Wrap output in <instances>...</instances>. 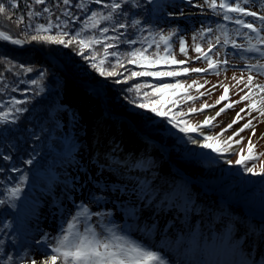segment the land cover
I'll return each mask as SVG.
<instances>
[{
    "label": "rangeland",
    "instance_id": "1",
    "mask_svg": "<svg viewBox=\"0 0 264 264\" xmlns=\"http://www.w3.org/2000/svg\"><path fill=\"white\" fill-rule=\"evenodd\" d=\"M162 2L166 3L160 7L157 15L154 17H151L146 11H140L137 15L139 19L144 21V26L147 28L142 38H148L147 41H149V35H155V42L159 45L157 48L163 52L169 48V57H159L156 54V57L153 56L154 59L150 64L148 63V67L144 64L130 62L124 67L119 68L117 72L127 75L128 72H131V74L133 72H149L151 68H156L157 70L160 67L165 68L161 71L160 77L167 78L165 81L168 84L174 85L175 82L180 81L182 89L179 96L169 95V103L161 110V112L170 114L172 118L178 120L180 123V126L174 130L180 135L182 143L175 145L178 150L176 154L182 153L186 157L208 158L209 166H207L204 173L211 165H218L230 159L233 163L230 164L229 177L216 178L210 182L203 183L201 181L187 180L172 173L171 177L159 180L162 165L169 158L161 156L155 148L140 150L138 155L133 156L137 148L143 147L141 142L128 145L123 135L121 138H118L116 134V131H119V118H129L127 115L117 114L118 116L120 115L119 117L113 115V119L110 120L112 122L111 130L108 134H99L102 130L101 127L105 124L104 122L96 121L93 113L100 105L95 104L91 100L93 97L98 98L100 94L98 91L93 90L91 91V93L93 92L92 97L89 92L84 91L80 93L81 98H77L72 87L74 86V81L69 80L62 72L66 79V82H63L65 95L62 98V104L55 110L56 116L61 122V126L55 129V137L58 138L61 135L66 138L65 142L70 147V155L64 156L54 165V170L57 173L56 176L47 174L39 178L29 169L19 171L17 176L24 182V187L20 192L23 194H33L36 199L33 203H29L25 201L24 195H19V197L15 198L16 207L23 212L20 214V217H22V222H20L21 229H10L9 227H6V229L10 235L15 234L17 236L20 241V248L14 249V245L8 243L3 254L4 260L0 264H31L34 259L41 260L46 258V254L50 255L51 249L43 243L38 242L44 240L45 234L49 238L57 236L62 220L71 219V216L77 211L76 206L81 202L87 204L93 212L111 211L112 220L119 225L127 226L131 230L130 234L137 239L147 240V237L136 231L138 227L144 228L147 226L151 228L153 224L156 225V233L152 239L156 243L161 242L162 233L166 228L168 234L171 235L174 234L175 230L183 229L186 226H199L203 232L208 234H211L213 231L217 233L231 231L234 233V239L239 240L241 238L240 236L242 235L238 233L234 222H230L229 218L226 220L224 213L228 209L229 215L233 216L239 211L247 209L249 206L253 208L250 194H253L255 191H252L258 188V186H255L257 181L250 186L247 183L249 180H255V178H262L264 181V176L244 172L242 165L234 163L241 149L244 150V155L248 154V144L249 139H251L254 145L253 155H258V159L254 163L249 162L248 166L254 167L257 173L260 172L261 168H264V115H261L258 111V109L264 108V103L261 102V98L264 97V91L255 87V85L264 86V74H258L256 69H253L251 72L245 70L246 65L256 64L257 60H259L260 64H264V57H261L259 53L245 52L243 59L237 58L233 53L238 50L232 47L231 42L235 41L237 44L243 45L244 48H247L251 44L264 50V44L258 42L257 33L241 24L235 23L236 19L252 23L254 28L261 29L259 36L264 37V25H262L258 18L260 15H264V0H249L247 4L244 3V0H227V2L233 4L240 3L247 11L258 14L252 17L245 16L242 13L229 12V15L232 17L231 20L223 19L224 9L217 8L216 11L219 15L213 12L208 7L206 0H191V2L162 0ZM208 2L210 3L211 0H208ZM215 2L219 5L221 0H215ZM188 10L190 12H206L207 15L197 16L193 19L184 18L182 20L167 17L169 12L180 14ZM99 13L102 15V12ZM209 27L212 29V32L204 31ZM173 30H176L177 34L169 37V33ZM225 33L227 34L226 37ZM161 36L168 37V39L162 40ZM11 37L25 42V44L22 43L24 46L22 44L14 45L11 43L13 46L19 48L31 47L36 51V57L41 62L43 58L39 54V51L48 54L36 42L27 41L20 37ZM181 37L185 41V50L183 52L180 50ZM216 37H220L221 44L216 45L209 52L208 42L211 40L215 44ZM225 38L229 40L227 45L223 44ZM197 44L200 45L202 52L211 55L214 61L227 59L229 63L226 65L218 64L216 68L209 69L208 63L202 53L195 50ZM150 47L152 49L155 48L153 40ZM48 55L56 57L51 54ZM198 56L200 59H196ZM178 61H184L185 63H177ZM185 68L189 70L193 68L208 69V71L200 73L185 72ZM166 72H174L177 75H163ZM249 75L253 77L251 84L248 83L247 79ZM144 78L145 76L131 75L130 80H143ZM73 80L85 82V80L75 77H73ZM99 83L106 89L104 83ZM27 84H29V81ZM17 85L14 89L22 92ZM214 85L216 87H213ZM225 85L228 87L227 98L216 104L219 97L224 94ZM202 93L203 95H201ZM28 94L32 96L30 92L20 95L17 93L9 94V100L6 103L3 102V111L0 109V113L7 114L6 121L16 119L15 116L20 112H17L16 109H20V101L22 98H26V96L28 98ZM245 94L249 96V99L241 100V96ZM189 96L193 99L189 100ZM87 98L91 102H87ZM237 101L239 102L237 103ZM253 102H255V108L251 107ZM205 104L214 105V107L204 108L203 111L189 112V109H201L202 105ZM228 104H231L232 107L227 108L220 116H216V113ZM133 108L134 110L137 109ZM210 108L215 109V113L211 116V118L215 117V119L210 120L208 125H203L201 119L205 115L206 110ZM241 109H244V111L242 112ZM237 113H240V118H237ZM233 119H236L237 122L233 124L232 128L219 135L222 129L227 128V125L232 123ZM129 120L134 123L130 118ZM249 120L252 121L255 128V134H253L252 128L245 129L238 136L233 137V140H240L243 137L241 143L236 145L230 142L231 149L223 153L204 147L200 149L193 148L191 139H195V131H180V128L185 123L189 127L199 125V129L206 130V135L217 137L215 141H209L214 144L215 148H226L227 145L223 142L228 137L233 136V133H236ZM93 122L95 123V129L91 132L90 123ZM103 130H105L104 127ZM112 130L115 132L113 136L110 135ZM103 135H105L104 142L107 139H109L107 140L108 143L114 142L112 147L105 148ZM148 136L152 142L166 147L165 149H161L164 154H168L173 148H169V146L157 138ZM97 139L102 144L100 143V145L96 146ZM53 143L59 149L65 145L60 139H54ZM133 163H139L140 167L135 169L130 168V165ZM25 176L26 179H24ZM195 176L199 177L201 175L195 174ZM142 181L148 182L150 191L154 190L152 194L157 196V199L154 200L155 203L157 200L164 199L165 196L169 199L178 197L189 208L194 209L189 213L187 223H184L185 214L183 212L178 213L174 208L169 209L166 203L161 205V201H159L153 208L148 209L154 202L148 205L146 200L137 201L135 194L131 193L130 190ZM38 183L43 186L40 190L35 189V185ZM56 184L59 185V195L52 199L47 197L45 203H43V199L49 193V190L55 189ZM206 187L209 189H206ZM120 189H125V191L122 193ZM214 189L224 193L227 202L219 201L220 196L214 192ZM93 195L104 197L106 202L102 201L99 205L92 203L91 197ZM8 197H10V194ZM207 197H212L214 201L217 200L221 204L218 208L216 205H210L212 207L210 209L211 218L205 217V220L203 216L206 214L203 211H205L204 202H206ZM131 202H135L136 207L140 209L136 213L138 219L129 214ZM43 205L45 208L41 210L40 207ZM215 208H217V212H214ZM198 213L200 214L197 215ZM216 213L218 214L216 215ZM96 219V217H93L91 222L95 223ZM13 226L15 227V225ZM13 226L10 227L14 228ZM243 247L245 249L248 248L247 238H245Z\"/></svg>",
    "mask_w": 264,
    "mask_h": 264
},
{
    "label": "trees",
    "instance_id": "2",
    "mask_svg": "<svg viewBox=\"0 0 264 264\" xmlns=\"http://www.w3.org/2000/svg\"><path fill=\"white\" fill-rule=\"evenodd\" d=\"M112 2L121 5L120 9L114 13V18L103 20L98 16L99 23L93 28L88 19L91 12H102V15L106 16L111 9L105 5ZM0 3H4L7 9L6 14H0V28L13 37L32 42V35L56 36L66 32L67 35L62 38L67 42L79 33L71 45L67 43L56 45L45 41L33 42H36L44 52L61 60L73 77L104 83L109 110L116 114L127 115L141 131L161 140L169 148L173 147L170 150L171 154L170 151L168 154L178 168L185 171L191 170L195 174L204 173L209 166L208 158L176 154L178 150L175 145L182 144L180 135L174 131L180 126L178 120L171 115L164 117L152 111L153 107L161 111L169 103V95L179 96L182 89L180 81L175 82L174 85L168 84L165 81L167 78L160 77L161 71L165 69L160 67L157 68L159 71L151 68L149 72L154 75H146L143 80H130L131 72L127 75L117 72L133 59L137 61V64L148 67V63L150 64L156 54L159 57H169V48L165 52L157 48L155 35L150 34L149 41H147L148 38H142L147 28L144 26V21L137 15L140 11H146L154 17L166 2L162 0H101L100 3H95V0H69V3L65 4L63 0H43V3H35V0H16L14 8L8 7L11 0H0ZM137 3L139 7L135 6ZM78 4H82L83 7H76ZM45 8L48 9L47 12L44 11ZM29 12L32 13L31 16L28 15ZM121 12H126L128 15L122 16ZM8 16L12 19L9 20ZM21 16L24 17L22 23L19 22ZM133 20H139L140 23L133 27L131 26ZM86 23L87 27H85ZM119 23L125 24L126 27L120 28ZM41 24L46 30L37 32L36 28ZM103 28H107L108 31L103 32ZM89 37L94 39L84 47L81 54L78 41L80 39L87 41ZM152 40L155 50L150 47ZM128 41L135 43H128ZM137 48L143 51V56L129 55ZM113 52L117 55L113 56ZM85 56L88 59H85ZM94 62L105 72L116 74L101 75L100 71L92 67ZM29 67L33 69L32 72L27 71ZM41 71L44 72L43 77L39 75ZM33 80L37 83L33 84ZM28 81L29 84H27ZM63 82L65 83L66 79L62 71L46 60L42 59V62L38 60L34 49L15 47L0 38V109L3 111V102L6 103L9 100L10 93L20 95L30 92L32 94V96L28 94V98L26 96L20 101L19 107L22 111L17 113L16 119L0 121V199L9 201L8 204L0 205V262L4 260L3 254L8 243L14 245V249L20 248L17 236L10 235L6 229V227L21 229L20 214L23 212L17 207L10 206L16 197H8L13 187L19 186L20 189L24 187V182L17 176L19 171L29 169L39 178L47 174L56 176L54 165L64 156L70 155V147L65 142L66 138L61 135L58 138L55 137L56 127L61 126L55 110L62 104V98L65 95ZM137 84L141 85L139 89L135 87ZM16 85L22 92L14 89ZM141 103L146 104L147 107H139ZM133 107L137 109L134 110ZM169 120L173 123H169ZM54 139L63 141L64 147L57 148L53 143ZM4 157H10V159L6 160ZM29 159L32 160L31 164L26 163ZM257 180L258 178L249 180L247 185L250 186ZM42 187L39 183L35 185L36 190ZM262 189H264V181L252 191L255 192L250 194V199L253 208L264 212V190ZM19 195H24L25 201L29 203H33L36 199L29 193L20 192Z\"/></svg>",
    "mask_w": 264,
    "mask_h": 264
},
{
    "label": "snow or ice",
    "instance_id": "3",
    "mask_svg": "<svg viewBox=\"0 0 264 264\" xmlns=\"http://www.w3.org/2000/svg\"><path fill=\"white\" fill-rule=\"evenodd\" d=\"M65 4L69 3V0H63ZM101 0H95V3H100ZM191 2V0H189ZM249 0H244V3L247 4ZM35 3H43V0H35ZM208 3V7L216 12L217 15L219 13L216 11L219 7L220 9H224L223 19L231 20L232 17L229 15V12L242 13L245 16L255 17L258 14L256 12L247 11L245 7H242L240 3H231L227 2V0H221L220 4L217 5L215 0H211ZM110 8L111 11L108 12L106 16L101 15L96 11L91 12V16L88 18L91 22V26L93 28L96 27V24L99 23L97 17L99 16L103 20H112L114 18V13L120 9L121 5L116 2H112L111 4L105 5ZM136 7H139V4H135ZM9 8L16 7V0H11V3L8 5ZM76 7H83L82 4L76 5ZM202 7V6H201ZM45 12L48 11L47 8L44 9ZM7 9L4 3H0V14H6ZM182 14V13H181ZM29 16L32 15L31 12L28 13ZM39 15V13H37ZM67 15V13H66ZM120 15L127 16L128 13L121 12ZM169 16H172L173 13L169 12ZM9 20L12 19L11 16L7 17ZM264 25V15H260L258 17ZM24 21V17H19V22L22 23ZM140 23L139 20H133L131 22V26L135 27ZM235 23L241 24L244 27L251 29L253 32L257 33L258 42L260 44H264V37H260L259 33L261 29H257L253 27L252 23H246L244 20L236 19ZM87 23L85 27H87ZM51 27V25H49ZM120 28L126 27L125 24L119 23ZM46 30L44 25H38L36 31ZM103 32H107V28L102 29ZM204 31L212 32V29L209 27ZM176 30H173L169 33V37L176 35ZM67 35L66 32L57 34L56 36H41V35H32V41H45L48 43H53L56 45H71L73 40L76 39V36H79V33H76V36H73L71 39L67 40V42L62 38ZM225 33V37H226ZM0 37L5 40L10 39L11 37L6 35L4 32H0ZM94 38L89 37L86 41L84 39H80L78 41L80 45L81 54H83L84 47L88 46L90 42L93 41ZM162 40H167L168 37L161 36ZM98 42V41H96ZM15 44H22L24 41L20 39L13 40ZM128 43H135L134 41H128ZM229 40L225 38L223 40V44L227 45ZM232 47L237 49L238 51L234 52L233 55L237 58H244L245 52H254L259 53L261 57H264V50L255 45H249L247 48H244L243 45L237 44L235 41H232ZM221 44L220 37H216L215 44L211 40L208 42L209 52H211L216 45ZM107 47V46H106ZM159 47V45H157ZM180 50L183 52L185 50V41L181 37L180 38ZM195 50L197 52L202 53L204 59L207 61L209 69L216 68L218 64H228L229 61L227 59L214 61L211 55L202 52L200 45H196ZM113 56L117 54L115 52L112 53ZM129 55L135 56H143V51L139 48L133 50ZM88 59L87 56L84 57ZM94 59V58H93ZM196 59H200V57H196ZM131 63H136L135 59L130 61ZM177 63H185L184 61H178ZM22 67V66H21ZM93 68H96L100 71L101 75L113 76L115 72H105L102 68H99L97 64L94 62L92 64ZM253 69L257 70L258 74H264V64H260L259 60H257L256 64H248L246 65L247 71L251 72ZM28 72H32L33 69L29 67L27 69ZM185 72H207L208 69H184ZM218 74V72H217ZM41 77H43L44 72L41 71L39 73ZM132 76H150L154 75L152 72H133ZM163 75L174 76L177 73L174 72H166ZM131 77H129L130 79ZM248 83L251 84L253 81V77L251 75L248 76ZM33 84H36L37 81L33 80ZM195 83V82H194ZM137 89L141 87V85H135ZM213 87H216L215 85ZM255 87L259 88L261 91H264V86L255 85ZM131 91V89H129ZM228 87L224 86V94L219 97L216 101V104H219L221 101H224L227 98ZM203 95V93L201 94ZM189 100L193 99L191 96L188 97ZM249 99V96L245 94L241 96V100ZM239 101H237L238 103ZM261 102L264 103V97L261 98ZM141 108L147 107L146 104L141 103L139 105ZM214 107V105H202L201 109H189V112H197L203 111L204 108ZM232 107L231 104L225 105V107L221 108L219 112L216 113V116H220L227 108ZM251 107L255 108V102L251 105ZM17 112L22 111V109H16ZM152 111L157 115L167 117V112H161L159 109L153 107ZM243 112L244 109H241ZM261 115H264V108L258 109ZM7 114L0 113V121L6 120ZM237 118H240V113H237ZM215 119L205 118L202 122L203 125H208L210 120ZM169 123H173L172 120L168 121ZM237 122L236 119H233L231 124L227 125V128L222 129L219 135H222L224 132L228 131L232 128L233 124ZM200 127L197 125L196 127H189L186 123L183 127L180 128L181 132H189L196 131L197 128ZM252 128L253 134H255V128L252 124V121L249 120L248 123L244 124L242 128H240L236 133H233V136L227 138L223 143L227 145L226 148H215L213 143L209 141H215L217 137L210 135H203L202 147L212 149L213 151L223 153L231 149V143L239 145L243 139L241 137L240 140H233V137L238 136L240 132H243L245 129ZM192 143H200L197 139H191ZM254 145L249 139L248 144V154L244 155V150L241 149V152L234 162L236 165H242L243 171L247 173H252L256 175L264 176V168L260 169V172L257 173L252 166H248L249 162H253L258 159V155H253ZM234 151V150H233ZM4 159H10V157H4ZM26 163L31 164L32 160L29 159ZM111 163V162H110ZM228 164H232V160H227ZM139 163H133L130 165V168L135 169L139 168ZM13 171H17L13 169ZM26 179V176L24 177ZM150 186L147 181L140 182L136 187H133L130 192L134 193L136 196V200H146L148 205H151L157 196L152 194V191L149 190ZM115 191V189H113ZM20 187L16 186L10 190L11 197H19ZM123 193L125 189H120ZM102 201L106 202L104 197L95 196L91 197V202L99 205ZM9 201L0 199V205L8 204ZM167 204L168 207L176 209V211L183 212L185 214V221L187 223L188 215L194 209H191L187 206L185 202H182L178 197L169 199L165 196L164 199L161 200V205ZM12 208L16 207L14 200L10 203ZM77 211L74 215L71 216V219H64L59 227L58 235L55 237L49 238L47 234H45L44 240L39 241L38 243H43L46 247L51 249V254L47 255L46 258L42 261L32 260L31 264H264V248H261L260 245L264 244V233H256L259 237V241L253 240L247 249L243 247L245 243L244 236H242L239 240L234 239V233L231 231H225L222 233H217L215 231L211 232V234L203 232L199 226H186L183 229L175 230L174 234H168L167 228L162 233V240L160 243H156L152 237L156 233V225L153 224L151 228L145 226L144 228H137L136 231L140 232L143 236L147 237L145 239H137L135 236L130 234V229L127 226H122L115 223L112 220V212L111 211H99L93 212L89 206L83 202L76 206ZM140 211L139 208L136 207L135 202H131V206L129 208V214L134 218L138 219L136 213ZM96 217L95 223H92V218ZM65 224L67 225L65 227ZM255 230L249 229L245 235H251ZM255 253V254H254ZM11 259V257H9Z\"/></svg>",
    "mask_w": 264,
    "mask_h": 264
},
{
    "label": "bare ground",
    "instance_id": "4",
    "mask_svg": "<svg viewBox=\"0 0 264 264\" xmlns=\"http://www.w3.org/2000/svg\"><path fill=\"white\" fill-rule=\"evenodd\" d=\"M182 1H189V0H182ZM209 14V13H208ZM200 15H207V13L206 12H203V13H200V12H190L189 10L188 11H186L185 13H180V14H178V13H173V15L172 16H167V17H171V18H178L179 20H182V19H186V18H190V19H193V18H196L197 16H200ZM0 30H2L1 28H0ZM1 32V31H0ZM47 61V60H46ZM61 61V60H60ZM49 62V61H48ZM62 62V61H61ZM67 70V69H66ZM67 72H68V70H67ZM69 73V72H68ZM73 87V89H74V94H75V96L77 97V98H81V96H80V93H82V92H89L90 93V96H92L93 97V92L91 93V91H93V90H96V91H98V93L100 94V96L97 98H94L93 97V99L91 100L92 102H95V104H99L100 106H99V108L98 109H96V110H94V113H93V115L95 116V119H96V121H98V122H101V123H103L104 122V129L105 130H103V127H101L102 128V130L100 131V133L99 134H103V133H105V134H108V132L111 130V126H112V122L110 121L111 119H113L112 118V116H113V114H115V113H113V112H111L110 110H109V108H108V102H107V93H106V89L104 88V86H102L99 82H94V81H85V82H78V83H76L75 81H74V86H72ZM68 93V92H67ZM79 96V97H78ZM89 96V97H90ZM87 102H91L90 101V99H88L87 98V100H86ZM215 113V109H213V108H210V109H207L206 110V113H205V115L202 117V119H201V123L205 120V118L207 117V118H211V116L213 115ZM116 115V117L118 116L117 114H115ZM120 116V115H119ZM118 116V117H119ZM97 122V123H98ZM91 124V132H93L94 131V125H95V123L93 122V123H90ZM118 124H120L119 125V131L117 130L116 131V134L118 135V138H121L122 137V135L124 136L123 138L124 139H126V144H128V145H130V144H136L137 142H141V144L143 145V147H141V148H137L136 150H135V152L133 153V156H136V155H138L139 153H140V150L141 151H143V150H145V149H148V148H155V150L156 151H158L159 153H160V155L162 156H164V157H168L169 159H167V161L162 165V171H161V176H159V180H164L165 178H167V177H171L172 176V173H177V172H179L180 170H179V168L175 165V163L171 160V158H170V156L168 155V154H164V153H162V150L161 149H165L166 147L165 146H160L159 145V143L157 144V143H155V142H152L150 139H149V136H148V134H146V133H144L143 131H141L137 126H136V124L135 123H133V122H131L130 120H129V118H126V117H122V119L121 118H119V120H118ZM116 127V126H115ZM114 127V128H115ZM195 133H196V137H195V139H197L198 141H200V143H193V148H198V149H200L201 147H202V142H203V135H201V133H203L204 135H206V130H204V129H197L196 131H195ZM110 135L111 136H113V135H115V132L112 130L111 132H110ZM104 137H105V135H103V142H104ZM118 138H117V141H118ZM107 140H109V139H107ZM106 140V141H107ZM95 141V140H94ZM104 142L105 143V148L107 147H112L114 144V142H111V143H108V141L107 142ZM95 143V142H94ZM100 140H98L97 139V141H96V143H95V145L97 146V145H100ZM104 143H103V145H104ZM102 144V143H101ZM127 146V145H126ZM158 146H159V148H158ZM167 151V150H166ZM229 169H230V164H228L226 161L225 162H223V163H221V164H218V165H211L210 167H209V169L205 172V173H203V174H200L201 176H199V177H197V176H195V174H194V172L193 171H186L185 173H182L183 175H185L189 180H191V181H201V182H205V183H207V182H210V181H212V180H214V179H222V178H227V177H229ZM58 187H59V185L58 184H56V188L55 189H50L49 190V193L46 195V197L43 199V203H45V201H46V199H47V197H49L50 199H52V198H56L58 195H59V193H58ZM162 199H160V200H157L156 201V203L154 202L148 209H151V208H153L156 204H158L159 203V201H161ZM168 206V205H167ZM41 208V210L42 209H44L45 207H44V205L42 206V207H40ZM39 208V209H40ZM147 209V210H148ZM169 209H170V207H169ZM204 209H206V208H204ZM217 208H215L214 209V212L216 211L217 212V210H216ZM200 213H198L197 215H199ZM218 213H216V215H217ZM259 215H260V217H262L263 215L262 214H260V213H258ZM245 217H247L248 219H249V221L250 222H254V225L255 226H253V227H250V229H253V230H255L252 234H251V236L254 238V239H252V237L250 236V240H251V242H250V244L252 243V241L253 240H257V241H259V237L257 236V235H255V233H258L259 232V225L261 226V230H262V232H259V233H264V227L260 224L261 223V221H260V219H259V217H257V216H255V214H253V216L251 215H245ZM263 218V217H262ZM248 229H249V227H248ZM245 233V232H244ZM247 237H249L248 235H247ZM264 246V244H261L260 245V247H263ZM45 259V258H44ZM43 259H41V260H38L37 259V261H42ZM59 263V262H58Z\"/></svg>",
    "mask_w": 264,
    "mask_h": 264
},
{
    "label": "water",
    "instance_id": "5",
    "mask_svg": "<svg viewBox=\"0 0 264 264\" xmlns=\"http://www.w3.org/2000/svg\"><path fill=\"white\" fill-rule=\"evenodd\" d=\"M1 32H4L3 30H0ZM6 35H8V36H10L8 33H6V32H4ZM11 37V36H10ZM13 40H15L14 38H10V39H8V40H6V41H8V42H10V43H12V44H14V45H19V44H15V43H13ZM23 41V40H22ZM23 44H25V42L23 43ZM22 44V46H24ZM39 54L41 55V57L43 58V60H47V61H49L50 63H52V64H56V66L67 76V78L69 79V80H72V81H76V83H78V82H82V81H77V80H73V76L70 74V73H68L67 72V70H66V68H65V66H64V64L58 59V58H56V57H53V56H50V55H48V54H45V53H43L42 51H39ZM113 115H115V114H113ZM116 116V115H115ZM163 146V145H162Z\"/></svg>",
    "mask_w": 264,
    "mask_h": 264
}]
</instances>
